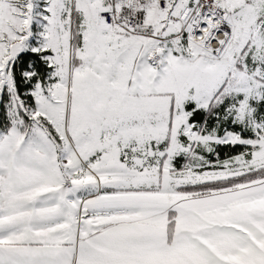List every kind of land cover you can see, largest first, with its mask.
Returning <instances> with one entry per match:
<instances>
[{
    "label": "snow or ice",
    "instance_id": "6c2138e0",
    "mask_svg": "<svg viewBox=\"0 0 264 264\" xmlns=\"http://www.w3.org/2000/svg\"><path fill=\"white\" fill-rule=\"evenodd\" d=\"M0 264H264V0H0Z\"/></svg>",
    "mask_w": 264,
    "mask_h": 264
}]
</instances>
